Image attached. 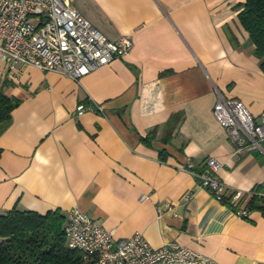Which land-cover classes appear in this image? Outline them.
I'll return each instance as SVG.
<instances>
[{
  "label": "crops",
  "instance_id": "0c3cea01",
  "mask_svg": "<svg viewBox=\"0 0 264 264\" xmlns=\"http://www.w3.org/2000/svg\"><path fill=\"white\" fill-rule=\"evenodd\" d=\"M67 1L133 46L78 81L0 63V87L21 100L0 133V213L78 207L115 239L141 232L218 264H264V214L240 213L246 198L229 206L182 168L212 156L223 194L264 187V151L233 155L212 112L217 92L253 115L264 108V71L237 16L244 0ZM88 100L91 110L76 112Z\"/></svg>",
  "mask_w": 264,
  "mask_h": 264
},
{
  "label": "built area",
  "instance_id": "2783aa9c",
  "mask_svg": "<svg viewBox=\"0 0 264 264\" xmlns=\"http://www.w3.org/2000/svg\"><path fill=\"white\" fill-rule=\"evenodd\" d=\"M132 46L128 35L107 38L67 0H0V63L9 68L17 62L31 64L78 81L95 68L127 55ZM89 101L79 103L76 112L91 110ZM212 112L226 130L233 155L264 151V108L253 115L239 99L217 92ZM220 165L211 156L204 160L201 171L193 172L199 185L219 201L226 190L216 176ZM232 192L233 204L250 195V191ZM164 206L171 209L167 203ZM240 213H245L243 203ZM63 232L67 247L78 250L91 264H218L213 257L184 244L154 247L141 232L115 239L111 230L78 207L65 213Z\"/></svg>",
  "mask_w": 264,
  "mask_h": 264
},
{
  "label": "trees",
  "instance_id": "16d2710c",
  "mask_svg": "<svg viewBox=\"0 0 264 264\" xmlns=\"http://www.w3.org/2000/svg\"><path fill=\"white\" fill-rule=\"evenodd\" d=\"M237 16L249 40L254 44L253 53L264 71V0H244ZM20 101L15 96L5 94L2 86L0 87V133L10 123L11 111ZM151 133L152 131L141 136V140L149 144ZM160 153L164 152L161 150ZM203 167L204 164L201 168L191 165V170L194 168L198 172ZM249 191L250 195H243L234 204L233 192L223 194L221 202L238 207L244 197L245 210L257 209L264 214V187L255 184ZM64 219L65 213L59 208L40 213L13 207L0 213V264H91L81 257L78 250L67 247L63 232Z\"/></svg>",
  "mask_w": 264,
  "mask_h": 264
}]
</instances>
